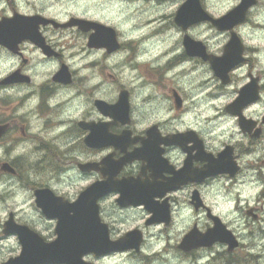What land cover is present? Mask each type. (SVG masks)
Listing matches in <instances>:
<instances>
[{"label":"clouds","instance_id":"9594fccd","mask_svg":"<svg viewBox=\"0 0 264 264\" xmlns=\"http://www.w3.org/2000/svg\"><path fill=\"white\" fill-rule=\"evenodd\" d=\"M189 5L199 15L181 21ZM20 22L37 38L0 39V264L24 254L15 229L60 239L41 193L75 205L186 167L151 194L163 217L118 187L97 193L108 246L77 264H264V0H0V32ZM98 129L116 142H92ZM145 142L158 175L133 155Z\"/></svg>","mask_w":264,"mask_h":264},{"label":"water","instance_id":"95a60500","mask_svg":"<svg viewBox=\"0 0 264 264\" xmlns=\"http://www.w3.org/2000/svg\"><path fill=\"white\" fill-rule=\"evenodd\" d=\"M179 19L187 21L193 18V5L185 6L180 12ZM124 196L130 195L132 201L140 196L137 191L125 192ZM145 200V199H144ZM45 204L49 215L60 216V239L51 245H39L38 239L30 232L24 229H15L21 232L25 242L23 256L15 264H39L40 259L51 258L54 261L58 258H68L72 264H77L76 258L81 250L87 247L102 249L108 246L106 238L100 237L98 230L100 224L97 222L95 208L92 204L86 205V193L75 205L58 204V208H52L48 200L41 201ZM75 210V216H68V209ZM11 227V225H10ZM121 245L130 243L129 237L120 242Z\"/></svg>","mask_w":264,"mask_h":264},{"label":"flooded vegetation","instance_id":"af4514ba","mask_svg":"<svg viewBox=\"0 0 264 264\" xmlns=\"http://www.w3.org/2000/svg\"><path fill=\"white\" fill-rule=\"evenodd\" d=\"M198 15H199V11L193 5V18H196ZM234 18H235V16L230 17L229 19H234ZM22 35H32L34 39L37 38L34 34V28L30 22H20L14 28L10 29L7 33L0 32V39H5V41L7 42L8 40L19 38ZM227 59L228 58L226 57L225 62H227ZM172 139L177 140V141L182 140V138H180V137H175ZM109 141L116 142L113 140V138L106 136L103 129H98L94 132L92 142H95L97 144H103V143H106ZM119 142L121 144L127 142L126 136L120 138ZM133 155H146L147 157H149L150 161H151V166L154 169L155 175L159 174V169L166 167L164 162L158 158V154L155 150V145L153 142H145L144 149L138 150ZM215 163L217 166H225L228 162H227V160H221V161H218ZM105 164H106V170L114 171L115 168L118 167V165H113L110 160L105 161ZM191 171L192 170L190 168L186 167V169L182 173L176 174L175 177L173 178V180H170L165 184L154 183L151 185H141V184H138L137 182L127 181V180L122 181V182H113L110 180L109 182H107L103 185L95 186L93 189L89 190V192L86 193V205L92 204V199L97 193H99L101 191H105V190L112 188V187H118L122 191V193H125V192L129 193L132 191L139 192L140 196L138 198L145 199L146 201H148L149 205L156 210L157 215L163 217L166 214L165 206L164 205L151 204V194L153 192L162 191L163 189L172 186L174 183H178V182L182 181L183 179L187 178L188 174ZM40 196H41V201L48 200L53 209L58 208V206H59L58 204L62 203L58 200H53L50 196L47 195V193H41ZM123 197H124V199L122 200V203L132 201L130 195L124 196V194H123ZM98 234L102 238L105 237V230H104L103 226H100V230H98ZM37 239H38L40 246L44 245L40 241L39 238H37ZM129 239H130V242H132L133 238L129 237ZM44 256H42L43 258L40 259L39 264H52L53 261H51V258H45Z\"/></svg>","mask_w":264,"mask_h":264}]
</instances>
